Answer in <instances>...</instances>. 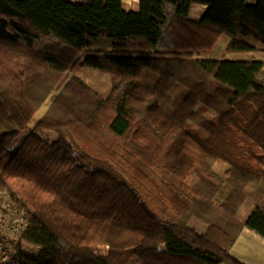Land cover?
Wrapping results in <instances>:
<instances>
[{"label":"trees","instance_id":"obj_1","mask_svg":"<svg viewBox=\"0 0 264 264\" xmlns=\"http://www.w3.org/2000/svg\"><path fill=\"white\" fill-rule=\"evenodd\" d=\"M222 36L254 56H196ZM245 172L264 180V0H0V189L38 248L23 264H247L231 249L264 238V186Z\"/></svg>","mask_w":264,"mask_h":264},{"label":"rangeland","instance_id":"obj_2","mask_svg":"<svg viewBox=\"0 0 264 264\" xmlns=\"http://www.w3.org/2000/svg\"><path fill=\"white\" fill-rule=\"evenodd\" d=\"M71 1H75V0H71ZM255 2H256V0L254 1V3ZM194 14H195V12L193 11L192 16H195ZM227 42H228V37L222 36L218 40L217 44L212 48V50L207 51V52H201L199 54H196V56L198 58H202V59L225 58V59H230V60H244V59L248 58V57H246V54H248L250 52H228L227 51V45H228ZM235 53H238V54H235ZM251 54L253 57L254 54L253 53H251ZM256 56L262 57L260 54H257ZM102 78L104 79L103 76H102ZM100 81H101V78H98L97 82H100ZM56 95H57V93L54 92L52 95H50L48 100L41 106V108L37 111L34 118L32 119L31 123L29 124L28 130H30L34 126V124L38 121L39 117L45 112L49 103L55 98ZM26 134L27 133H25L23 135V137ZM40 134H42L43 136L48 137V138H57V136H58V133L55 131H52V130H43V131H40ZM81 147L83 149L87 150L91 155H93V156L97 155L96 152L91 151L90 149L88 150L86 147H83L82 145H81ZM244 174L256 185L264 186V180L261 177L256 176V175H252V174L246 173V172ZM166 217L172 218V211L170 208L166 212ZM189 225L192 227H196V228L200 229L201 231H204L206 228V223L201 221V220H198L196 218H191L189 220ZM243 231L240 234V236L237 238L236 242L234 243L235 245L232 246L231 253L235 257L238 256V259H240V260L242 259L241 261H243L247 264H249L250 262L252 264H260L259 262L262 260L261 257H263V255H264V244L260 240L253 239V238L249 237L248 235H245L247 233H246V231L243 233ZM19 245H20V247H22L24 249H30V250H33V249L37 250L38 249L37 247H33L31 245H28L23 240L19 243ZM93 249H94L95 253H97V254H107L108 245L99 243V244L93 245Z\"/></svg>","mask_w":264,"mask_h":264},{"label":"built area","instance_id":"obj_3","mask_svg":"<svg viewBox=\"0 0 264 264\" xmlns=\"http://www.w3.org/2000/svg\"><path fill=\"white\" fill-rule=\"evenodd\" d=\"M27 226L25 210L0 189V264H23L17 249Z\"/></svg>","mask_w":264,"mask_h":264},{"label":"crops","instance_id":"obj_4","mask_svg":"<svg viewBox=\"0 0 264 264\" xmlns=\"http://www.w3.org/2000/svg\"><path fill=\"white\" fill-rule=\"evenodd\" d=\"M247 1H248V3L250 2L249 4H254V1L255 0H247ZM122 4H123L124 10H126V11H138L139 10V0H122ZM206 8H207V6H205V5H200V4H194V5H192V7H191V16H192V13L194 11L195 12V14H194L195 16H192V17L193 18H196V19L200 18L203 15V13L206 10ZM228 42H229V39H228ZM228 42H227V44H228ZM235 54H238V53H235ZM246 57H248V58H246L244 60H249V59L252 58V54L251 53H248V54H246ZM245 231L247 233L245 235H248L249 237H251L253 239L260 240L264 244V238L258 236L257 234L251 232L248 229H244L243 233ZM236 257L238 258V256H236ZM261 259L262 260L259 263L260 264H264V255H263V257H261Z\"/></svg>","mask_w":264,"mask_h":264}]
</instances>
